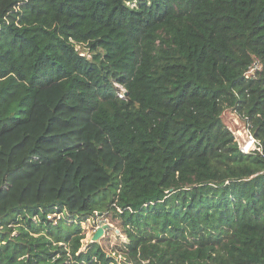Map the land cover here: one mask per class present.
I'll use <instances>...</instances> for the list:
<instances>
[{
    "label": "trees",
    "instance_id": "trees-1",
    "mask_svg": "<svg viewBox=\"0 0 264 264\" xmlns=\"http://www.w3.org/2000/svg\"><path fill=\"white\" fill-rule=\"evenodd\" d=\"M0 264H264V0H0Z\"/></svg>",
    "mask_w": 264,
    "mask_h": 264
},
{
    "label": "rangeland",
    "instance_id": "rangeland-1",
    "mask_svg": "<svg viewBox=\"0 0 264 264\" xmlns=\"http://www.w3.org/2000/svg\"><path fill=\"white\" fill-rule=\"evenodd\" d=\"M85 45L86 43H79L76 44V47L82 49V53L87 54ZM224 119L226 124L232 129L235 139H237L238 143L240 141L239 137L251 140L249 129L242 121L239 120L234 112L226 111L224 114ZM101 216L97 215L95 217L81 221L80 229L81 233L83 234V237L81 238V250L85 249L91 242V238L95 230L99 226H104L103 233L98 238V241L107 251V253H110L111 255L116 257V259L120 260L122 259V256L119 255V248L126 242V237L121 232L116 220H110L109 217L102 218Z\"/></svg>",
    "mask_w": 264,
    "mask_h": 264
},
{
    "label": "water",
    "instance_id": "water-1",
    "mask_svg": "<svg viewBox=\"0 0 264 264\" xmlns=\"http://www.w3.org/2000/svg\"><path fill=\"white\" fill-rule=\"evenodd\" d=\"M125 94H126V92H125ZM237 140V139H236ZM239 144H240V146H244L246 143H248V139H243V138H240L239 137ZM100 213V212H99ZM106 226V225H105ZM103 230H104V226H99L96 230H95V232L93 233V235H92V238H91V242L92 241H96V240H98V238L102 235V233H103Z\"/></svg>",
    "mask_w": 264,
    "mask_h": 264
},
{
    "label": "built area",
    "instance_id": "built-area-1",
    "mask_svg": "<svg viewBox=\"0 0 264 264\" xmlns=\"http://www.w3.org/2000/svg\"><path fill=\"white\" fill-rule=\"evenodd\" d=\"M252 69H253V68H251V69L249 70V72H251ZM254 143H255V138H254L253 136H251V140H249L248 143H246L244 146H241V150H242L243 152H246V153L249 152L251 149L254 148Z\"/></svg>",
    "mask_w": 264,
    "mask_h": 264
},
{
    "label": "clouds",
    "instance_id": "clouds-1",
    "mask_svg": "<svg viewBox=\"0 0 264 264\" xmlns=\"http://www.w3.org/2000/svg\"><path fill=\"white\" fill-rule=\"evenodd\" d=\"M248 141H249V139H248Z\"/></svg>",
    "mask_w": 264,
    "mask_h": 264
}]
</instances>
